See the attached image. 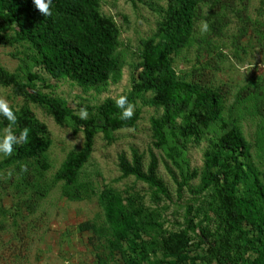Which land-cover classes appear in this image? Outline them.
I'll return each instance as SVG.
<instances>
[{"label":"rangeland","instance_id":"1","mask_svg":"<svg viewBox=\"0 0 264 264\" xmlns=\"http://www.w3.org/2000/svg\"><path fill=\"white\" fill-rule=\"evenodd\" d=\"M100 3L101 11L113 16L120 28L117 53L124 64L119 82H110L98 90L85 89L69 78H53L37 62L34 47L16 38L12 26L0 25V66L17 74L21 82H28L29 72L40 74L34 89L65 99L77 112L87 108L88 116L89 109L95 112L107 97L117 98L128 92L133 76L140 70L143 40L155 33L162 13L147 2ZM155 3L166 8L168 0ZM173 65L180 75L213 87L223 95L225 115L240 124L251 144L252 161L264 178V0H202L193 38L174 56ZM0 98L13 110L46 124L45 136L52 140L47 153L50 167L41 172L33 160L15 161L14 152L10 157L0 154V264H125L130 255H135L134 243L133 248L130 243L123 244L126 253L111 252L98 194L105 187L131 198L154 220L142 234L144 254L148 256L143 264L161 260L164 238L172 232L179 233L190 222L197 229L189 231V241L184 245L189 259L183 264H230L234 257L241 256L235 247L224 249L223 256L219 254L225 225L209 210V191L203 188L206 152H216L213 132L199 141L191 138L179 147L176 155L181 165L190 172L197 170V175L180 187L174 177L182 180L180 168L167 156V149L153 145L151 119L160 115L162 109L140 100L142 116L135 127L115 131L111 141L102 132L97 133L94 151L78 183L93 185L97 193L90 192L87 185L89 193L79 189L83 198L78 199L68 194L65 182L57 180L56 175L67 154L83 147L84 133H75L69 123L58 124L44 106L28 101L16 94L12 86L1 82ZM7 127L0 129V135ZM134 148L144 154L145 168L150 162V149L157 154L158 174L167 187L165 193L135 176L123 175L119 156L126 154L132 159ZM25 165L27 171L22 170ZM249 183L240 185L239 193H245ZM237 246L242 256H256L246 241Z\"/></svg>","mask_w":264,"mask_h":264},{"label":"trees","instance_id":"2","mask_svg":"<svg viewBox=\"0 0 264 264\" xmlns=\"http://www.w3.org/2000/svg\"><path fill=\"white\" fill-rule=\"evenodd\" d=\"M131 1L147 2L153 10L162 13L155 33L143 40L140 70L133 76L132 87L122 94L134 106L132 119L122 120L114 103L116 98L107 97L95 112L89 109L91 112L86 120H81L65 99L34 89V82L41 79L38 73L29 72L28 82H21L17 74L0 66V82L12 86L16 94L28 101L44 106L58 124L69 123L75 133H84L83 147L67 154L56 175L57 180L65 182L67 192L73 198H83L79 189L89 193L87 185L90 192L97 193L93 185L78 184L82 169L94 151L96 135L102 132L111 141L115 131L135 127L142 116L140 100L145 105L162 109L160 115L151 119L153 145L167 149V156L180 168L182 180L174 176L180 187L196 176L197 170L190 172L181 165L176 155L179 147L191 138L199 141L213 132L216 152H206L202 181L210 195L209 210L225 225L219 254L223 256L224 249L235 247V252L241 256L234 257L235 261L230 264H264V178L252 161L251 144L238 121L226 117L223 95L213 87L180 75L173 65L174 56L193 38L202 0H168L166 8L156 5L157 0ZM52 13L43 16L32 0H0V25L14 27L16 38L34 47L38 53L37 62L53 78H69L85 89L98 90L110 82H119L124 64L117 53L120 28L113 16L101 11L100 0H53ZM16 116L13 128L17 134L25 128L30 131L28 142L14 149L13 159L33 160L38 164L39 172L49 169L47 153L52 140L45 136L47 125L27 113L16 111ZM8 123L0 116V129ZM119 165L124 176H135L161 192L167 191L159 177V159L153 149H150L147 168L144 154L136 148L132 150V159L121 154ZM246 183H249L247 191L239 193V186ZM98 194L105 213L104 232L111 252L126 253L123 244L127 242L132 246L134 243L135 255H128L125 264L148 261L142 234L154 220L143 208L132 203L131 198H125L114 188L105 187ZM196 229L190 222L179 233L172 232L164 238L160 249L163 258L150 264H183L187 261L189 254L184 245L189 241V231ZM240 241H246L256 254L253 259L242 256L237 246ZM101 264L106 262L101 261Z\"/></svg>","mask_w":264,"mask_h":264},{"label":"clouds","instance_id":"3","mask_svg":"<svg viewBox=\"0 0 264 264\" xmlns=\"http://www.w3.org/2000/svg\"><path fill=\"white\" fill-rule=\"evenodd\" d=\"M33 5L45 17L51 16L53 0H32ZM207 25L204 26V30ZM116 108L120 111V118L122 120L132 119L134 115V106L128 100L126 95H120L114 100ZM81 120L88 118L87 108H81L77 113ZM0 116L4 117L9 123L5 132L0 135V154L4 156H11L14 149L22 143H27L29 140V129L20 130L19 133L14 130L13 126L17 122L16 110H13L8 102L0 98ZM23 171H27V166H22Z\"/></svg>","mask_w":264,"mask_h":264}]
</instances>
